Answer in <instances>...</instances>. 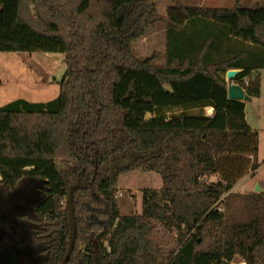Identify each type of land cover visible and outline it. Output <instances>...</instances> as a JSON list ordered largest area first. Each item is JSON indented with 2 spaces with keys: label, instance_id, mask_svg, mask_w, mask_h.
<instances>
[{
  "label": "trees",
  "instance_id": "trees-1",
  "mask_svg": "<svg viewBox=\"0 0 264 264\" xmlns=\"http://www.w3.org/2000/svg\"><path fill=\"white\" fill-rule=\"evenodd\" d=\"M242 1L175 2L158 16L151 0H0V52L62 53L67 65L56 98L0 106V196L41 185V200L20 214L41 264H60L67 251L72 184L67 264H264V193L251 192L241 215L219 209L260 166L259 132L222 76L240 69L233 81L261 93L264 6ZM156 20L166 23L163 66L131 47ZM174 108L183 112L167 116ZM139 168L163 186L144 190L140 214L122 215L119 177Z\"/></svg>",
  "mask_w": 264,
  "mask_h": 264
},
{
  "label": "rangeland",
  "instance_id": "rangeland-1",
  "mask_svg": "<svg viewBox=\"0 0 264 264\" xmlns=\"http://www.w3.org/2000/svg\"><path fill=\"white\" fill-rule=\"evenodd\" d=\"M175 2L184 6L200 7H232L235 0H151L158 16L167 14L168 8ZM255 5L264 6V0H243V7ZM140 25L139 12L131 14V22L127 26L128 33L138 30ZM134 55L139 59L150 58L152 64L163 66L166 64V23L156 20L147 27L144 34L131 44ZM67 69L65 55L44 51L0 52V106L24 98L33 102H47L56 98L60 93L59 82ZM261 93L252 96V100L245 101L246 119L259 132V168L255 176L250 177L241 189H231L222 196L224 202L220 210H232L242 214L249 204V194L254 184H264V68L259 70ZM222 76L227 80L226 74ZM228 81V80H227ZM207 112V108L204 110ZM179 108L166 111L167 116L182 113ZM191 113H200V109H192ZM212 112V111H209ZM150 116V115H149ZM61 169L67 165L59 162ZM1 178V176H0ZM216 179V177H212ZM39 183L30 182L22 186L9 198L0 196V264L16 256L20 264H41L42 255L35 252L26 233L27 228L20 214L32 211L35 204L41 200ZM73 186V184L71 185ZM163 186L161 174L135 169L123 173L117 184V202L123 215L140 214L143 208V192L146 188L160 189ZM71 188V187H70ZM245 260L237 256L233 264ZM246 263V262H245Z\"/></svg>",
  "mask_w": 264,
  "mask_h": 264
},
{
  "label": "water",
  "instance_id": "water-1",
  "mask_svg": "<svg viewBox=\"0 0 264 264\" xmlns=\"http://www.w3.org/2000/svg\"><path fill=\"white\" fill-rule=\"evenodd\" d=\"M239 73V69H230L227 71L226 73V77L228 80V97L230 99L233 100H238V101H250L252 100V96L250 94L247 93V91L245 90V88L240 85L239 83H235L233 81V78ZM97 171V168L95 170V173ZM79 187V184H74L73 186H71V188L69 189L68 192V196H67V210H68V222H69V242H68V247H67V251L64 255V257L62 258L60 264H67L74 246H75V242H76V234H77V224H76V219H75V215H74V192L75 190ZM256 192H262V187L260 186V184H257V187L255 188ZM102 235V232L99 234V236ZM15 260V264H20L18 261V258L16 256L11 257L7 260H5L4 264H9L10 261Z\"/></svg>",
  "mask_w": 264,
  "mask_h": 264
},
{
  "label": "crops",
  "instance_id": "crops-1",
  "mask_svg": "<svg viewBox=\"0 0 264 264\" xmlns=\"http://www.w3.org/2000/svg\"><path fill=\"white\" fill-rule=\"evenodd\" d=\"M260 70V69H259ZM259 70H257V71H255V73L256 72H259ZM239 72H240V69H239ZM246 81H248V78L246 79ZM253 98V97H252ZM245 102V101H244ZM212 111H213V109H212ZM212 113V112H211ZM256 172L257 171H254V172H252V174H250V175H248V176H255V174H256ZM250 177H244L243 179H241L235 186H234V188L235 189H241V190H243L242 188H243V186H244V183L250 178ZM257 184H261V182H258V183H255L254 184V188L252 189V190H255V188L257 187ZM243 191H245V190H243ZM120 212H121V210H120ZM122 214V213H121ZM123 215V214H122Z\"/></svg>",
  "mask_w": 264,
  "mask_h": 264
},
{
  "label": "built area",
  "instance_id": "built-area-1",
  "mask_svg": "<svg viewBox=\"0 0 264 264\" xmlns=\"http://www.w3.org/2000/svg\"><path fill=\"white\" fill-rule=\"evenodd\" d=\"M207 110H208L207 113L211 114V112H209V111H212V108L211 107H207ZM262 192L264 193V188H262ZM219 209H221V208L219 207ZM236 264H246V263L244 261H241V262H238Z\"/></svg>",
  "mask_w": 264,
  "mask_h": 264
},
{
  "label": "flooded vegetation",
  "instance_id": "flooded-vegetation-1",
  "mask_svg": "<svg viewBox=\"0 0 264 264\" xmlns=\"http://www.w3.org/2000/svg\"><path fill=\"white\" fill-rule=\"evenodd\" d=\"M15 260H12V261H10V263L9 264H15V262H14Z\"/></svg>",
  "mask_w": 264,
  "mask_h": 264
}]
</instances>
